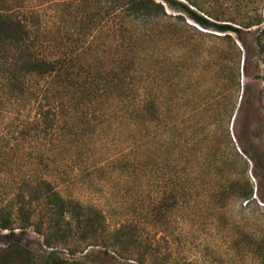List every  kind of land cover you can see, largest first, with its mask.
Here are the masks:
<instances>
[{"label":"trees","instance_id":"trees-1","mask_svg":"<svg viewBox=\"0 0 264 264\" xmlns=\"http://www.w3.org/2000/svg\"><path fill=\"white\" fill-rule=\"evenodd\" d=\"M186 1L169 0L190 21L182 14L167 13L155 0L97 4L69 34L67 48L56 51L52 45L43 48L45 37L55 40L56 29L37 19V13L27 18L16 9L0 8V90L24 103L29 117L23 133L32 131V139L43 143L64 135L69 116L83 118L90 137L110 119L133 120L143 130V140L155 146V165L167 177L171 202L161 205L166 209L196 198L211 200L212 210L236 198L249 205L258 195L247 173L250 162L257 167V159L264 158V145L247 147L244 133L234 132L241 108L245 112L249 86L244 77L251 55L240 50L233 34L263 21L246 19L236 27L232 19L206 9L200 0ZM103 21L118 25L122 53L133 54L140 63L124 58L110 66L102 57L90 61L84 56V51L97 46L95 30ZM261 35L264 28L256 40L258 76L264 82ZM260 97L264 101V85ZM250 132L261 138L255 125ZM24 156L49 169L50 155L41 146L31 147ZM45 176H30L25 183H37L25 185L17 199L23 203L27 195L31 200L44 197L59 221L89 206L67 198ZM24 207L21 204L20 209ZM10 225L8 221L2 226Z\"/></svg>","mask_w":264,"mask_h":264},{"label":"rangeland","instance_id":"rangeland-1","mask_svg":"<svg viewBox=\"0 0 264 264\" xmlns=\"http://www.w3.org/2000/svg\"><path fill=\"white\" fill-rule=\"evenodd\" d=\"M107 1L0 0V8L16 9L27 18L37 13V19L56 29L55 40L45 37L43 48L52 45L56 51L67 48L69 34L78 29L86 12ZM155 1L167 13L182 14L190 21L169 0ZM200 3L224 13L236 27L246 19L263 21L242 28L233 38L242 52L251 55L244 77L249 86L243 101L245 112L241 108L234 132L244 133L247 147L264 145V101L260 97L264 82L258 76L260 50L256 45L259 29L264 28V0ZM117 28L103 21L95 30L97 46L82 52L84 56L90 61L102 57L110 66L124 58L137 61L133 54L122 53L118 45L122 32ZM261 39L264 42V35ZM28 112L23 102L9 99L0 90V264H264V158L257 159V167L250 162L247 176L257 186L258 195L251 204L236 198L212 210L211 200L196 198L166 209L161 205L171 202L167 177L155 165V146L143 140V130L133 120L110 119L90 137L83 118L69 116L64 135L43 143L32 139V131L23 133ZM253 125L261 138L251 135ZM95 140L101 141L96 145ZM34 146L50 155L49 169L25 158ZM41 175L49 177L67 198L89 206L59 221L44 197L31 200L27 195L23 203L18 200V192L38 180L25 181ZM8 221L10 227L3 228Z\"/></svg>","mask_w":264,"mask_h":264}]
</instances>
